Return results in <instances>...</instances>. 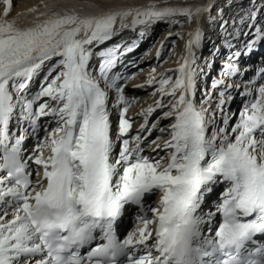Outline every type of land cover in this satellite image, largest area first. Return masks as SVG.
<instances>
[{
    "label": "snow or ice",
    "instance_id": "6c2138e0",
    "mask_svg": "<svg viewBox=\"0 0 264 264\" xmlns=\"http://www.w3.org/2000/svg\"><path fill=\"white\" fill-rule=\"evenodd\" d=\"M0 7V264H264V65L240 64L264 45V0L231 24L218 0H52L24 25ZM159 23L177 66L135 86L156 98L133 134L135 73L114 69ZM217 24L228 54L202 87Z\"/></svg>",
    "mask_w": 264,
    "mask_h": 264
},
{
    "label": "bare ground",
    "instance_id": "6f19581e",
    "mask_svg": "<svg viewBox=\"0 0 264 264\" xmlns=\"http://www.w3.org/2000/svg\"><path fill=\"white\" fill-rule=\"evenodd\" d=\"M219 1L222 2L218 4H220V6L223 8V14L225 12V15L223 16V18L224 20H227L229 24H231L233 19L238 20L239 16L244 11H246L251 5V0H218V2ZM59 2L63 3L65 2V0H59ZM114 2L118 6L117 7V10H118L120 6H141L144 4H149V3H154V2L159 3L161 2V0H114ZM44 3L50 4L52 3V0H12L13 7L11 9V14H10L9 19H16L18 24L24 25L33 18L34 14H32L29 10L35 7L38 9V11H43V8L41 7V5ZM0 13H2V7H0ZM188 30L189 28L186 25L184 31H188ZM245 31H249V29H247L246 27H242L241 33ZM126 33H128V35ZM167 33H168L167 25L163 23L154 25L153 28L150 30V32L145 36V38H143V40H139L140 48L138 50H135L132 53L127 54L125 57H123L122 62L119 63L118 66L114 69V72L120 74L121 76H128V75H132L133 73H135L133 78L125 85V94L127 96L137 98V103L133 105L135 106L134 110H130L128 112V115L136 117V114L142 108L147 107L149 104L153 103L154 99L156 98V97L149 96V93L152 91L151 88H147V87L138 88L135 86L144 84L149 75L151 68L153 67L157 68V65L159 63V61L156 58L157 49H159L161 45L165 46L170 41L175 39L174 36L170 38L167 37ZM219 33H220L219 25L214 30L207 32L206 34L210 35L211 39L205 41L201 49V52H200L201 60L205 58L211 59L214 49L219 48L220 50L219 55L216 56L214 63H213V67L210 70V71L213 70V73H214V70L220 71V68L223 63V58L227 56L228 54V49H226L223 46V40L220 37ZM137 39L138 37L135 33L131 31H125L120 36H117L112 41H109L106 45H103L101 47L102 48L111 47L115 44L130 43L133 40H137ZM245 39L246 38L243 36V34H241L238 39L233 40L232 42L236 44L237 47H239L240 44ZM176 50L177 51L173 52L174 54H172V57H171L172 59H170L171 63H167L165 66H162L159 69L157 68L158 74L164 72L166 69L175 68L177 66L176 63H174V58H175V53H178L180 51V48L177 47ZM205 50L206 52L203 53ZM164 54L165 53L162 51L160 59L164 56ZM135 56L136 57L138 56L139 58L137 57L138 59L135 60ZM262 57L264 58V45L259 46V48L251 55L247 57H241L240 64L243 66H247V68L252 67L251 65L255 66V64L260 65L259 59ZM92 63L96 64V66L98 67L99 60L94 59ZM248 63L250 66L247 65ZM261 63H264V60ZM141 69L143 71H141ZM210 71L207 77L210 75ZM41 78L42 77L37 78V80L34 82L32 86L33 91H34V88L38 87ZM216 78H218V76H216ZM211 79L210 80L205 79L206 82L209 83L207 84L208 87L210 86ZM197 99H199V95L197 96ZM136 120L138 121L135 124H133V127L131 129V132L133 134H135L137 131L136 126L142 122V120L138 117H136ZM30 146H31V143H29V147Z\"/></svg>",
    "mask_w": 264,
    "mask_h": 264
},
{
    "label": "rangeland",
    "instance_id": "374dc122",
    "mask_svg": "<svg viewBox=\"0 0 264 264\" xmlns=\"http://www.w3.org/2000/svg\"><path fill=\"white\" fill-rule=\"evenodd\" d=\"M218 3H222V2H218ZM219 6H220V4H219ZM221 7V6H220ZM229 10V9H228ZM225 15V12H224V14H223V16ZM219 24H217V26H218ZM207 32H209L208 30H206V33ZM127 35H128V33H126ZM125 34V35H126ZM155 34V33H154ZM151 38V37H150ZM162 38V37H161ZM161 40V39H160ZM160 40H158V41H160ZM140 47H138L136 50H138ZM166 48V49H165ZM172 48V43H171V41L167 44V45H165L164 46V50H163V52L165 53L164 54V56L159 60V63H158V65H157V68L159 69V68H161L162 66H165L167 63H171V60L170 59H172L171 57H172V54H174L173 52H176L177 50L176 49H174L173 50V52L172 53H170L169 52V49H171ZM206 52V50L203 52V53H205ZM227 52V51H226ZM141 53V52H140ZM207 54V53H206ZM141 55V54H140ZM139 56V55H138ZM137 56V57H138ZM136 56H135V60L136 59H138ZM166 61V62H165ZM132 63V62H131ZM219 65V64H218ZM219 74V71H215L214 70V73L211 75L213 78L216 76V75H218ZM206 81V80H205ZM39 86V85H38ZM202 86V85H201ZM38 87H36V88H34V91H35V89H37ZM151 98V97H150ZM133 107V108H132ZM130 109H129V111L130 110H134V108H135V106H132ZM139 118V117H138ZM139 120V119H138ZM138 120H136V122L138 121ZM141 121V120H140ZM135 122V123H136ZM134 123V124H135ZM137 124H139V123H137ZM134 127H135V125H134ZM139 127V125H137L136 126V129ZM158 135V133H156V132H153L149 137H148V140L150 141V140H152V139H155L156 138V136Z\"/></svg>",
    "mask_w": 264,
    "mask_h": 264
}]
</instances>
